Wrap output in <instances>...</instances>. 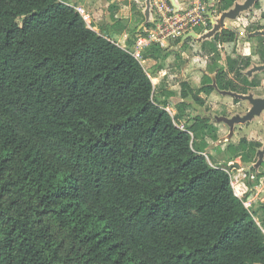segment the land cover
I'll use <instances>...</instances> for the list:
<instances>
[{
    "label": "trees",
    "instance_id": "1",
    "mask_svg": "<svg viewBox=\"0 0 264 264\" xmlns=\"http://www.w3.org/2000/svg\"><path fill=\"white\" fill-rule=\"evenodd\" d=\"M110 12L106 24L123 30ZM257 29L252 20L200 41L213 68L198 87L181 81L175 118L186 99L205 103L200 92L261 86L245 72L251 55L217 63ZM171 51L152 44L143 56L159 70ZM154 91L143 63L67 1L0 0V264H264V232L244 203L250 180L233 186L227 165L193 147L218 127L196 115L180 128ZM261 145L242 137L227 149L248 162Z\"/></svg>",
    "mask_w": 264,
    "mask_h": 264
},
{
    "label": "rangeland",
    "instance_id": "2",
    "mask_svg": "<svg viewBox=\"0 0 264 264\" xmlns=\"http://www.w3.org/2000/svg\"><path fill=\"white\" fill-rule=\"evenodd\" d=\"M65 1L70 4L75 3L84 5L93 17V25L97 27L95 30L104 35H112L115 40H120L121 36L115 31L110 33L109 26L106 24L107 16L110 14V5H115L114 10L116 11L117 17L126 22L125 28L118 33L121 35L124 34V32L127 33L129 42H132V39H135V34L139 30V26L144 22L143 16L146 7V0ZM244 1L245 0H236L235 3H244ZM260 1L262 2L261 8H257L253 5L251 8L241 11L239 17L236 19L226 18L225 21L238 33L242 27L248 25L252 20L264 23V18L262 17L264 0ZM234 6L235 4L231 8H234ZM220 15L221 14L218 13L216 16ZM260 43L261 41L259 37L252 36L247 39V37L241 38L239 36L235 44L228 45L224 51L222 49L221 57L218 59L217 63L219 66L226 67V52L251 55L252 65L245 71L247 73L253 66L262 64L257 53V48ZM131 46L132 44L130 47ZM168 50L172 51L166 59L164 66L169 70V75L161 84H157L154 96L155 99L159 101H164L165 99L166 101L173 100L176 102L181 100V81L190 80L194 87H198L202 80L203 73L206 70L209 71L213 68V55H210L209 58H207L205 55L201 54V43L199 40L190 41L183 48L175 46L168 48ZM143 65L149 74H156L160 77L157 69L158 60L148 59ZM263 71L264 70L256 71L253 75L258 74L259 77L264 76ZM253 75L248 76L252 77ZM247 93H253L256 97H264V79L261 86L249 88ZM162 95L165 97L164 99L162 98ZM200 95L205 97V103L200 104L193 98L186 99V103L188 104L182 111V118H175V123H179V125L183 124L187 127L191 124L193 117L196 115L209 118V120L218 127V130L214 128L212 131L210 130L206 133L196 135L193 138V147L197 150H204V153L211 164L232 165V168L228 169L231 173V178L234 181L239 180L240 183L246 184L247 178H243V173L248 167L243 163L246 161L242 160L241 155H235L234 151L228 150L227 146L229 143H238L242 137L256 139L261 142L262 145L257 148L255 153H253V160L251 162L257 163L260 159L258 151L264 148V111L261 115L255 116L253 119L245 123L235 124L234 133L231 135L230 125L223 120L222 117H232L236 114L244 115L252 107V104L244 99H240L235 103L232 96L225 95L218 90L210 96H207L203 92H200ZM215 133H218V136H216ZM238 163L241 164V167L236 166ZM252 172L254 173L255 178L250 179L249 190L250 198H254L255 200L252 206H250V209L253 213L260 216L261 213L264 212V157L259 167L252 168Z\"/></svg>",
    "mask_w": 264,
    "mask_h": 264
},
{
    "label": "built area",
    "instance_id": "3",
    "mask_svg": "<svg viewBox=\"0 0 264 264\" xmlns=\"http://www.w3.org/2000/svg\"><path fill=\"white\" fill-rule=\"evenodd\" d=\"M219 2L220 0H186L183 2L182 6L176 7L170 0H151V24L145 25L143 30L136 34L134 44L131 47L126 44L123 45V47L128 49L135 57L144 63L146 59L143 53L152 44L158 43L162 47H170L179 38L188 35L192 31L196 32L197 28L202 29V32L208 31L209 25L212 23L209 13L210 11L213 13L217 11ZM71 5L81 14L89 27L93 29L97 28L93 25L92 15L84 5L75 3H71ZM106 36L117 44H122L119 39L115 40L112 35ZM162 72L164 75L168 73V71ZM165 108L175 118L176 112L171 106L166 105ZM176 124L180 128L185 129L183 124ZM243 178L250 180L255 178V175L253 172H248L246 170L243 173ZM239 183V180L234 181L232 179L233 186ZM254 200V198H250L249 196L244 203L250 209ZM253 216L264 232V214L261 213L259 216L253 213Z\"/></svg>",
    "mask_w": 264,
    "mask_h": 264
},
{
    "label": "water",
    "instance_id": "4",
    "mask_svg": "<svg viewBox=\"0 0 264 264\" xmlns=\"http://www.w3.org/2000/svg\"><path fill=\"white\" fill-rule=\"evenodd\" d=\"M170 1L176 7H178L176 0H170ZM256 1L257 0H245L244 3L237 2L235 3L234 8L223 11L218 19H215L213 16V12L210 11L209 14H210V17L212 18L213 27L209 29L208 31H206L205 33H203L202 35H199L197 32L192 31L188 35L184 36L183 39L185 40L187 37L192 36V37L198 38L199 40H204V39L211 38L216 32L220 31L223 28H232L225 21V19L226 18L236 19L237 17H239L241 11L251 8L256 3ZM146 4L147 5H146L145 12H146V16L149 17L151 0H146ZM107 17L109 21H111V14H108ZM255 35H264V29H257L249 33V36H255ZM262 70H264V63L253 66L252 68L248 70L247 73L248 75H252L253 72L262 71ZM213 84L217 88L216 82H214ZM218 90L222 92L223 94H229L239 99L248 100L252 104V107L244 115L236 114L232 117H222V119L225 120L230 125L231 135H233L234 133L235 124L245 123L253 119L255 116L261 115V113L264 111V97H256L253 95V93H240V92H236L233 90H221V89H218ZM258 153L260 154V159L257 163H253L251 161L243 162L246 166H248L246 169L248 172H251L252 168L254 167H259L264 157V148L262 150H259ZM236 166L241 167V164L238 163L236 164ZM227 168L228 169L232 168V165H227Z\"/></svg>",
    "mask_w": 264,
    "mask_h": 264
},
{
    "label": "crops",
    "instance_id": "5",
    "mask_svg": "<svg viewBox=\"0 0 264 264\" xmlns=\"http://www.w3.org/2000/svg\"><path fill=\"white\" fill-rule=\"evenodd\" d=\"M184 1H186V0H176V2H177V4H178V6H182L183 5V2ZM172 3V2H171ZM147 5V4H146ZM112 6H113V8H112ZM151 7V6H150ZM115 8V5L113 4V5H110V10H112V9H114ZM109 10V11H110ZM146 7H145V9H144V16H143V19H144V22L142 23V25L141 26H139V32H141L142 30H143V27L146 25H150L151 24V22H150V20H151V9H150V12H149V17H147L146 16ZM225 11V10H224ZM114 12H115V16L117 17V14H116V11L114 10ZM218 13L219 12H214L213 13V16H214V18L215 19H218L220 16H216V15H218ZM110 14H111V12H110ZM219 14H222V12L221 13H219ZM118 18V17H117ZM120 19V18H119ZM122 20V19H121ZM107 22H110L109 21V19H108V17H107V20H106V23ZM122 22L124 23V24H126V22L125 21H123L122 20ZM211 22H212V18H211ZM211 25H213V23H211ZM210 26V25H209ZM125 28V27H124ZM209 29H211L210 27H209ZM198 30H200V31H198ZM109 31H110V33H112L113 31H112V29L110 28V26H109ZM122 31V30H121ZM118 35H120L121 37V39H120V42H122V46L123 45H128L129 47H130V45L132 44H134V41H133V43H130L129 41H128V34L127 33H125L124 32V34H120V33H118V32H120V31H115ZM199 35H202L203 33H205V32H202V29H200V28H197V31H196ZM256 36V35H255ZM192 37V36H191ZM184 38V36L183 37H181V38H179L177 41H175L174 43H173V45L172 46H170V47H175V46H177V47H180V48H183V47H185V46H183L184 45V43H185V41L188 39V38H190V37H187L185 40L183 39ZM195 38V37H194ZM209 39V38H208ZM135 40V39H134ZM195 40H199L198 38H195ZM199 41H202V40H199ZM188 42H190V40L188 41ZM201 43V42H200ZM154 44H156V45H160V44H158V43H154ZM161 46V45H160ZM162 47V46H161ZM170 47H163V48H170ZM207 57V56H206ZM208 58V57H207ZM146 60H145V62H147V60L148 59H154V58H152V57H148V58H145ZM144 62V63H145ZM162 71H169L167 68H162V69H159L158 70V73H159V75H160V77L158 76V75H156V74H154V75H152V74H150V76L152 77V80H153V83H154V86H155V88L157 87V84H161L162 82H163V80L164 79H166L167 77H168V75H169V73H167V74H163V72ZM254 73V72H253ZM263 74V73H262ZM253 75V74H252ZM260 78H261V83H263V79H264V76H260ZM254 88H256V87H254ZM218 90V89H217ZM219 91V90H218ZM180 93H181V91H180ZM213 94V93H212ZM225 95H229V94H225ZM230 96H232V95H230ZM234 97V96H233ZM162 98L164 99L165 97L162 95ZM205 98V97H204ZM179 101H182V98H181V100H178V101H173V100H169V101H167L168 103H167V105H170L171 106V108L177 113L178 112V110H179V108H178V105H177V103L179 102ZM176 115V114H175ZM264 202V201H263ZM262 214H264V213H262Z\"/></svg>",
    "mask_w": 264,
    "mask_h": 264
},
{
    "label": "flooded vegetation",
    "instance_id": "6",
    "mask_svg": "<svg viewBox=\"0 0 264 264\" xmlns=\"http://www.w3.org/2000/svg\"><path fill=\"white\" fill-rule=\"evenodd\" d=\"M246 26H247V25H246ZM246 26H245V27H246ZM254 31H255V30H254ZM247 35H249V34H247Z\"/></svg>",
    "mask_w": 264,
    "mask_h": 264
}]
</instances>
